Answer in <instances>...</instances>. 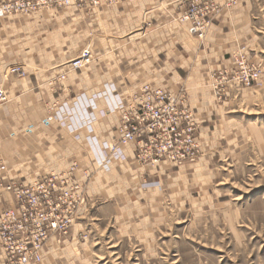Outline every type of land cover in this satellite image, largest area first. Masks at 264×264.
Masks as SVG:
<instances>
[{
	"label": "crops",
	"instance_id": "0c3cea01",
	"mask_svg": "<svg viewBox=\"0 0 264 264\" xmlns=\"http://www.w3.org/2000/svg\"><path fill=\"white\" fill-rule=\"evenodd\" d=\"M237 1L201 39L176 20L188 0H102L0 16V87L7 95L0 103L1 175L32 182L76 162L85 196L70 235L49 240L41 264H94L92 231L104 227L126 238H158L196 194L208 196L220 145L246 127L245 111L255 102V88L234 86L218 101L212 74L243 46L253 59L264 54V0ZM87 46L94 62L72 69L68 61ZM14 61L23 62V76L8 73L17 64L5 62ZM145 84L185 92L199 124L196 161H142L135 142L113 154L118 101L130 102ZM16 206L0 187V213ZM0 264H10L1 243Z\"/></svg>",
	"mask_w": 264,
	"mask_h": 264
},
{
	"label": "built area",
	"instance_id": "2783aa9c",
	"mask_svg": "<svg viewBox=\"0 0 264 264\" xmlns=\"http://www.w3.org/2000/svg\"><path fill=\"white\" fill-rule=\"evenodd\" d=\"M102 0H0V16L29 13L41 8L78 7L84 4L100 5ZM125 1V0H113ZM134 1V0H129ZM227 0H188L176 16L198 38H204L216 18L235 4ZM92 59L89 48L84 49L70 67L81 68ZM231 64L213 72V86L221 98V88L231 86L251 88L262 80V63L251 59L248 49L241 47L229 58ZM9 74L23 76L20 65L11 66ZM66 74L60 79H66ZM7 100L0 87V103ZM118 131L120 138L112 145L113 154H122L124 148L135 142L137 158L142 161H168L175 165L195 160L199 153L198 122L187 103L184 91L178 93L153 84H145L135 92L130 102L120 99ZM110 162V156H104ZM102 160V161H103ZM104 162V163H105ZM107 165V164H106ZM5 159L0 146V187L14 196L17 206L0 213V243L10 264H41L43 251L53 237L66 238L79 218V209L85 202L83 185L76 179V162L63 173H50L32 182H5L2 170Z\"/></svg>",
	"mask_w": 264,
	"mask_h": 264
},
{
	"label": "rangeland",
	"instance_id": "374dc122",
	"mask_svg": "<svg viewBox=\"0 0 264 264\" xmlns=\"http://www.w3.org/2000/svg\"><path fill=\"white\" fill-rule=\"evenodd\" d=\"M86 48L92 59L83 67L95 59L91 46ZM38 59L46 64L47 56L40 53ZM254 60L263 65L261 83L251 87L254 106L245 111L246 127L221 143L217 178L208 196L196 194L195 203L184 205L158 238H126L110 227L92 231L89 251L94 264H264V54ZM223 97L216 95L218 101ZM198 144V157L188 162L201 156L199 139Z\"/></svg>",
	"mask_w": 264,
	"mask_h": 264
}]
</instances>
